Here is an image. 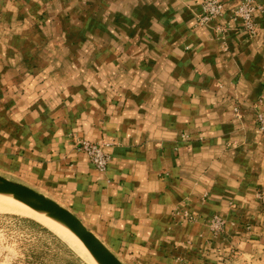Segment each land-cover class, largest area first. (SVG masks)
I'll return each instance as SVG.
<instances>
[{
	"label": "crops",
	"instance_id": "1",
	"mask_svg": "<svg viewBox=\"0 0 264 264\" xmlns=\"http://www.w3.org/2000/svg\"><path fill=\"white\" fill-rule=\"evenodd\" d=\"M202 1L0 0V173L123 264H202L206 219L264 221V16L249 37L231 20L240 0H221L226 50L196 26Z\"/></svg>",
	"mask_w": 264,
	"mask_h": 264
},
{
	"label": "rangeland",
	"instance_id": "2",
	"mask_svg": "<svg viewBox=\"0 0 264 264\" xmlns=\"http://www.w3.org/2000/svg\"><path fill=\"white\" fill-rule=\"evenodd\" d=\"M204 1L205 0H203L202 3ZM243 1L244 0L238 1L232 8L231 20L233 18V11ZM255 1L259 4L257 0ZM221 4H223V2H221ZM223 6L224 12L222 17L226 11L224 4ZM200 12H194L196 26H199L197 25L198 21L196 14ZM258 15L262 16L260 13L256 14L257 23ZM220 18L214 20L205 27L213 30L216 39L224 46L225 42L223 40L221 41V37H219L216 31L217 28L223 27L216 23ZM233 22L238 21L236 20ZM258 28L260 32L259 25ZM241 29H243L242 24ZM224 48L226 49L227 47L224 46ZM235 113L237 116L240 115L238 108L235 109ZM261 114H264V110L257 112L255 121L258 127L257 129L262 136H264V132L260 130L258 121V116ZM261 171L264 172V169ZM0 175L6 178V175H2L1 173ZM262 181V186H259L255 192V201H257L264 210V177H262ZM215 217L221 219L225 223L224 227H221L219 231L214 230L211 221ZM193 222H197L195 217ZM204 224L208 228L210 234L209 245L211 244L210 248H212L211 250L214 255L211 257V260L209 257L206 259L212 261L213 264H264V221L255 222L240 219L238 222H230L228 219L214 214L209 219H206ZM206 259L202 264L211 263H207L208 260ZM0 264L90 263L74 251L69 244L51 228L44 226L37 220L35 221V219L28 215L18 214L10 211L8 208H2V206H0Z\"/></svg>",
	"mask_w": 264,
	"mask_h": 264
},
{
	"label": "water",
	"instance_id": "3",
	"mask_svg": "<svg viewBox=\"0 0 264 264\" xmlns=\"http://www.w3.org/2000/svg\"><path fill=\"white\" fill-rule=\"evenodd\" d=\"M0 195L11 196L35 212L46 214L66 226L84 244L98 264H123L76 215L43 194L0 175Z\"/></svg>",
	"mask_w": 264,
	"mask_h": 264
},
{
	"label": "built area",
	"instance_id": "4",
	"mask_svg": "<svg viewBox=\"0 0 264 264\" xmlns=\"http://www.w3.org/2000/svg\"><path fill=\"white\" fill-rule=\"evenodd\" d=\"M224 12V6L221 4L220 0H205L201 4V12L196 14V18L199 25L202 28L211 24L214 20L222 17ZM260 13L264 16V8L257 4L255 0H244L237 6L233 11L232 21H240L243 30L250 36L255 37L259 33L258 23L256 20V14ZM229 26L224 25L223 27L217 28V34L221 37V41H225V32ZM227 50V49H226ZM259 127L262 132H264V114L258 116ZM78 150L85 153L94 166V168L99 172H106L110 164L111 158L109 155L103 152V148L98 145L91 143L89 141H82L78 145ZM179 218L182 221L193 222L194 217L190 216L188 213H180ZM214 230L219 231L221 227H224L225 223L215 217L212 220Z\"/></svg>",
	"mask_w": 264,
	"mask_h": 264
},
{
	"label": "bare ground",
	"instance_id": "5",
	"mask_svg": "<svg viewBox=\"0 0 264 264\" xmlns=\"http://www.w3.org/2000/svg\"><path fill=\"white\" fill-rule=\"evenodd\" d=\"M0 206L2 208H8L18 214L28 215L43 224L51 228L56 232L63 240L69 244V246L76 251L83 259L88 261L90 264H98L89 251L86 249L84 244L77 238V236L71 232L63 224L49 218L48 215L43 213L35 212L34 210L28 208L27 206L15 201L11 196L0 195Z\"/></svg>",
	"mask_w": 264,
	"mask_h": 264
}]
</instances>
